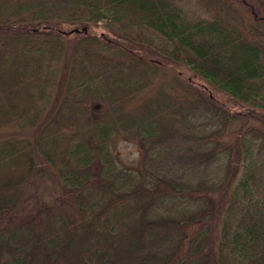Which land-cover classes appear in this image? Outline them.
<instances>
[{"label": "trees", "instance_id": "trees-1", "mask_svg": "<svg viewBox=\"0 0 264 264\" xmlns=\"http://www.w3.org/2000/svg\"><path fill=\"white\" fill-rule=\"evenodd\" d=\"M143 51L252 112L157 84ZM250 116L264 125V0H0V128L42 121L35 141L0 140V264H264V127ZM122 137L137 165L121 164Z\"/></svg>", "mask_w": 264, "mask_h": 264}, {"label": "rangeland", "instance_id": "rangeland-1", "mask_svg": "<svg viewBox=\"0 0 264 264\" xmlns=\"http://www.w3.org/2000/svg\"><path fill=\"white\" fill-rule=\"evenodd\" d=\"M55 28L61 30L62 32H72V30L75 29H83L87 28L88 31L92 32L93 34H101L107 33V37L111 38V35L108 34L107 30L104 28L102 24H92V23H83V24H70V23H59L55 26ZM81 33V32H79ZM77 33L70 34V41L67 43L69 48H71L72 42H74V39H76ZM109 39V38H108ZM70 51V49H69ZM143 51V55H146L150 59H152L154 62L157 63V65L160 68L161 71V77L158 79L157 84L169 86L172 82L175 83V80L181 79V80H188L192 82L194 85L196 84L197 86L200 87V89L205 92L208 96L213 97L216 99L218 102L223 104L229 111L234 112V113H245L247 111L252 112L251 109H247L246 105H242L239 102H237L235 99L230 97L228 94L225 92L213 87L209 83H207L205 80L200 78L198 75H196L194 72L189 70L186 66L182 64H171L169 63V60L163 57L162 55L156 53V51H153L152 53H148ZM66 59H67V53L65 52L63 58L59 62V76H58V83L55 87V89L52 91V99L51 103H49L44 111L41 113L40 120L46 119L48 115L51 113L52 109L55 107V103L59 98L60 95V90L63 88L62 87V80H63V75L66 70ZM168 62V63H166ZM248 120L252 123L255 124L259 127H264V125L261 123L260 120L257 118L250 116ZM244 121V120H242ZM40 124L42 121L39 122ZM39 123L35 124L34 126L30 127H25L22 129L14 128V127H4L0 128V140L10 138V137H24L27 138L28 140L35 141V137L37 136V131H38V125ZM236 124H232V127H235ZM112 147L115 148L120 154V160L122 165H129V166H134L139 163L140 160V155L141 152L139 150L138 144L131 139L127 138H121L114 140L112 143ZM53 183L49 180H44L40 182V185L43 187H46L49 189L51 188ZM46 185V186H45Z\"/></svg>", "mask_w": 264, "mask_h": 264}]
</instances>
